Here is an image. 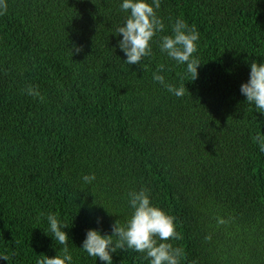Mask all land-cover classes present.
Here are the masks:
<instances>
[{
	"label": "trees",
	"instance_id": "obj_1",
	"mask_svg": "<svg viewBox=\"0 0 264 264\" xmlns=\"http://www.w3.org/2000/svg\"><path fill=\"white\" fill-rule=\"evenodd\" d=\"M6 2L0 255L10 259L0 264L61 254L44 232L48 213L69 226L72 264H104L80 248L86 230L110 234L131 213L128 192L141 188L175 217L183 239L169 242L184 249L180 264H264V152L253 140L264 114L240 93L250 63L264 62V0H161L165 30L140 65L124 62L113 34L127 15L122 0ZM178 18L199 33L194 81L159 49ZM74 45L82 51L70 56ZM161 64L183 97L153 80ZM29 85L43 102L24 93ZM111 255L112 264H149L131 249Z\"/></svg>",
	"mask_w": 264,
	"mask_h": 264
},
{
	"label": "clouds",
	"instance_id": "obj_2",
	"mask_svg": "<svg viewBox=\"0 0 264 264\" xmlns=\"http://www.w3.org/2000/svg\"><path fill=\"white\" fill-rule=\"evenodd\" d=\"M160 6L161 0H151V2L149 0H122L119 5L127 15L124 23L117 26L113 34L122 35L118 46L126 55L124 60L126 64L140 65L143 58L152 55L151 42L153 38L165 30V25L156 11ZM6 12L7 2L0 0V15H4ZM198 39L199 33L196 27L189 26L179 18L171 25L170 35L159 36L160 51L178 65H186V72L191 81L198 77V66L201 64L199 60L193 58V54L197 51ZM81 51L82 46L74 45L70 49V56L73 55V52ZM163 71L164 65L161 64L158 70L152 74L153 80L164 86L174 96L183 97L187 90L185 85L175 87L166 83L165 77L161 75ZM24 93L33 98H39L41 102L44 100L35 86L29 85ZM240 93L245 97V102L254 105L259 113L264 114V62L258 63L253 60L250 63L249 79L247 82L241 83ZM253 140L258 144L260 151L264 152V135L257 134ZM82 179L85 184H90L95 180V175H84ZM148 191L146 188L129 191L127 196L131 213L124 223L118 219L115 220L111 225L110 234H101L94 228L87 229L80 248L89 256L99 258L104 264H112V253L117 250L127 251L129 249L142 253L149 264H180L181 259L185 256L184 249L174 247L169 242L183 239L182 234L176 230L175 217L154 206ZM46 220L48 228L44 232L51 236L57 245L62 246L61 254L51 257L43 255L37 259L36 264H72L73 258L68 247L70 238L63 230L69 226L61 223L53 213H48ZM216 220L218 226L228 223L221 217H217ZM97 222H99V218H97ZM204 239L211 240V235H206ZM0 258L5 261L10 259L6 254L0 255Z\"/></svg>",
	"mask_w": 264,
	"mask_h": 264
}]
</instances>
